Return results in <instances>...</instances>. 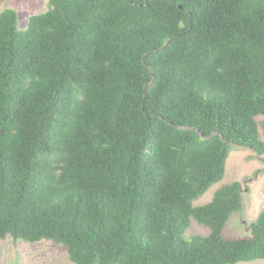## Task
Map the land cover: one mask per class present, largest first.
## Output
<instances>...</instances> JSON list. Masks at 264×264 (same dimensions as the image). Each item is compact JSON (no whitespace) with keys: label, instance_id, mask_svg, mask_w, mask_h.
I'll return each mask as SVG.
<instances>
[{"label":"trees","instance_id":"1","mask_svg":"<svg viewBox=\"0 0 264 264\" xmlns=\"http://www.w3.org/2000/svg\"><path fill=\"white\" fill-rule=\"evenodd\" d=\"M262 135L264 0H50L25 30L0 13V240L71 264L264 260V209L227 233L248 186L194 205ZM193 219L209 234L187 239Z\"/></svg>","mask_w":264,"mask_h":264},{"label":"rangeland","instance_id":"2","mask_svg":"<svg viewBox=\"0 0 264 264\" xmlns=\"http://www.w3.org/2000/svg\"><path fill=\"white\" fill-rule=\"evenodd\" d=\"M49 1L0 0V13L6 8L16 10L19 16V28L25 30L31 16L48 10ZM262 120L263 117L257 118L259 123ZM262 140L264 141L263 135ZM256 172L258 173L254 176ZM233 181L241 182L244 189L248 186L250 190H245L243 193V210L232 216L227 233L236 237L246 236L249 234V225L264 209V156L259 157L249 148L233 147L227 161L224 180L196 200L194 205L209 203L218 188ZM209 232L206 226L193 219L185 237L188 239L194 235L206 236ZM0 264H71V262L64 246L53 241L29 243L23 240L15 241L9 237L0 240ZM238 264H264V260Z\"/></svg>","mask_w":264,"mask_h":264}]
</instances>
